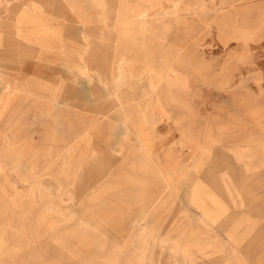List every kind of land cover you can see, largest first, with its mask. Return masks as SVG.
<instances>
[{
    "label": "rangeland",
    "instance_id": "rangeland-1",
    "mask_svg": "<svg viewBox=\"0 0 264 264\" xmlns=\"http://www.w3.org/2000/svg\"><path fill=\"white\" fill-rule=\"evenodd\" d=\"M0 264H264V0H0Z\"/></svg>",
    "mask_w": 264,
    "mask_h": 264
},
{
    "label": "crops",
    "instance_id": "crops-1",
    "mask_svg": "<svg viewBox=\"0 0 264 264\" xmlns=\"http://www.w3.org/2000/svg\"><path fill=\"white\" fill-rule=\"evenodd\" d=\"M158 181H159V179H158Z\"/></svg>",
    "mask_w": 264,
    "mask_h": 264
}]
</instances>
